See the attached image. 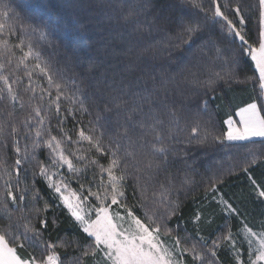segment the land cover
Instances as JSON below:
<instances>
[{"label":"snow or ice","instance_id":"snow-or-ice-1","mask_svg":"<svg viewBox=\"0 0 264 264\" xmlns=\"http://www.w3.org/2000/svg\"><path fill=\"white\" fill-rule=\"evenodd\" d=\"M191 4L204 13V19L198 17L181 19L180 32L176 39L181 40L183 46H189L194 42V38L204 31L211 14L212 22L220 23L222 30H226L233 39H238L242 54H246L254 62L253 71L258 73V76L247 79L252 81L258 79L257 99L264 98V0H258L259 27L254 42H249L246 38L247 33L244 30L246 17L239 0L234 6L232 0H225L224 10L218 0H211V5L207 9L198 0H191ZM124 6V0H121L117 6L122 12L124 23L126 25L136 23L139 30L137 18L145 12L146 3L143 0H134V3L128 6L127 12L123 11ZM228 12L232 13L231 18ZM237 22L240 27H237ZM36 34H39L41 40L47 37L46 31L42 28L24 23L11 7L10 0L0 2V101L7 100L9 109L7 113L0 109V145L7 149L10 139L16 157L12 165H8L6 157H0V180L3 181L0 184V212L6 213L10 221L7 229L0 228V264H63L55 250L57 245L45 242L42 235V229L47 228L48 221L46 215L44 218L40 217L48 212L50 205L45 202L42 208H35L32 213V217L39 219L40 228L33 227L31 217L23 214L22 205L26 196L23 194L24 190L19 188L21 171L26 176L27 169L23 166L31 165L33 161L38 167V171L33 169V177L38 175L47 181L48 187L58 196L82 233L86 234V239L90 241L84 246L80 256L72 258V264H80L81 260L87 257H91L92 264H185L184 253L194 257L193 264L197 261L199 264L206 262L218 264L216 250L223 244L230 245L235 256V264H264V225L256 231L247 222H242L243 226L239 232L234 235L229 231L213 240L205 253L198 250L195 243L189 247L190 237L180 236L178 226L176 229L168 226L169 220L176 215L179 208L178 199L173 198L172 174L168 173L164 180L159 182L158 189L153 190L149 195L150 182L165 170L168 163L169 147L166 140L173 139L174 134L181 130L180 116L177 114L174 102L172 104L168 102L167 82L160 85L165 92L163 98L156 95L155 81L151 92L147 87H139V78L135 91L126 84L113 88V93L105 105V111H114L118 120L121 114H126L123 123L116 130V135L110 136L105 142V132L100 125L101 117L97 116L94 127L85 129L81 124L76 133L77 139L72 140L68 131L63 128L67 116L74 118L77 110L81 114L91 115V113L84 104L82 94H76L79 89L69 94L64 73L56 69L35 46L32 37ZM185 36L187 39H184ZM13 37L17 40L14 44L11 43ZM220 52L221 50L217 49L218 56ZM30 60L35 61L31 66ZM21 70L24 75H17ZM213 75L215 79L223 78L220 73ZM198 77V72L192 73V82L196 85L206 83L211 86L214 83L212 77L207 81H201ZM38 80H43L44 83L38 84ZM72 84L75 87V80ZM21 86L25 92L31 94L29 100L36 102H31L27 114L17 121L15 118L17 104L19 103L21 110L24 108L20 96ZM62 101L69 105L65 110L66 115L62 112ZM75 105H78L79 109L74 107ZM158 105L166 111H159ZM206 110L205 104L200 111ZM262 111L264 109L258 107L255 100L239 108L235 113L238 119L228 116L224 121L227 126L226 131L219 135L212 134L209 128L210 122L202 127L201 121L198 118L194 119L189 142L197 140L199 143H204L209 136L213 142L219 144H224L226 141H253V138H261V148L245 149L242 170L247 173L249 166L255 165L258 159L264 162ZM53 115L60 121L59 136L52 134L50 121ZM89 123L93 124V121ZM97 128H101L99 133L96 131ZM137 129H139L138 134ZM22 141H24L23 146H21ZM85 141L89 145L87 150L77 147L70 151L66 147L68 144L82 145ZM42 149L48 150V156L45 157L48 163L38 159V152ZM93 151L96 156L89 159ZM104 156L108 158L107 165L100 162L99 157ZM64 168L73 174V178L78 183L81 174L88 170L97 168L98 172L91 177H85L87 183H80L78 191H70L68 181L63 175ZM129 178L134 181L131 202L127 195ZM182 183L187 185L192 183V180L185 176ZM219 183L220 180L215 176L209 177L206 195L215 192ZM252 184L257 190L258 197L264 198V188L257 185L254 179ZM16 193L21 194L17 196ZM39 199L38 193H34L33 201ZM93 199L95 203L92 202ZM9 201L15 207L21 208L20 218L26 221L22 233L19 232V225L14 226L11 222ZM219 203L225 212L239 214L238 210L222 196ZM201 215V213L196 214L197 222L201 219ZM9 235L12 236L11 242L6 238ZM197 236L203 245L207 246V240L200 236L199 232ZM72 243L78 251L79 242ZM245 243L247 260L242 258ZM59 246L66 245L61 243ZM29 248L32 251L26 252ZM20 252L26 254H19Z\"/></svg>","mask_w":264,"mask_h":264},{"label":"trees","instance_id":"trees-1","mask_svg":"<svg viewBox=\"0 0 264 264\" xmlns=\"http://www.w3.org/2000/svg\"><path fill=\"white\" fill-rule=\"evenodd\" d=\"M143 2L147 7L137 18L139 23L137 30L136 23L127 25L124 23L122 12L117 7L121 0H10L11 7L24 23L38 26L46 31V39L41 40L39 34L32 37L35 46L56 69L64 73L69 94L79 89L76 94H82L84 104L91 113V115L81 114L77 110L74 118L67 116L63 128L68 131L72 140L77 139L76 133L81 124L85 129L94 127L97 116L101 117L100 125L105 132V142L110 136L116 135V130L123 123L126 114H121L118 120L114 111H105V105L113 93V88L126 84L135 91L139 78V87H147L151 92L155 81L156 95L163 98L165 92L160 85L167 82L168 102L170 104L174 102V107L180 116L181 130L174 134L173 139L166 140L169 147L168 163L165 170L150 182L149 195L153 190L158 189L159 182L164 180L168 173L172 174L173 198L178 199L179 208L176 215L169 220L168 226L173 229L178 226V234L182 237H190L188 245L194 242L200 251L202 248L207 249L213 240L229 231L235 235L242 229V222H247L250 227L259 231L264 225V198L258 197L252 179L264 188V162L258 159L255 165L249 166L247 173L242 169L245 149L261 148V139H253L254 142L226 141L224 144L213 142L211 136L204 143H199L197 140L189 142L188 139L194 126V119L198 118L202 127L210 122L209 128L212 134L219 135L226 131L227 126L224 121L230 115L234 117L239 108L255 100L258 107L264 109V98L257 99L258 79L256 81L247 79L258 76V73L253 71L254 62L246 54H242L238 39H233L226 30H222L220 23L212 22L211 14L204 31L195 37L194 42L189 46H183L181 40L176 39L180 32L181 19L187 20L189 17L204 19V13L193 7L191 0H143ZM198 2L202 3L205 9L211 5V0H198ZM218 2L224 10L225 0ZM236 2L237 0H232V6ZM132 3L134 0H124L123 11L127 12L128 6ZM239 4L246 17L244 26L246 38L249 42H254L259 27L258 0H239ZM227 14L232 17L231 12ZM237 27H240L238 22ZM184 39L187 37L185 36ZM16 42L13 37L11 43ZM217 49L221 50L219 56ZM19 54L17 51V55ZM34 63V60L29 61L30 66ZM193 72L199 73L198 78L201 81H207L212 77L214 83L211 86L206 83L194 84ZM214 73H220L223 78L215 79ZM17 75L23 76V70ZM73 80L75 87L72 84ZM24 83H27L26 78ZM43 83V80H38V84ZM109 85L112 87H108ZM30 95L21 86L20 96L24 108L21 110L19 103L17 104L15 113L17 121L27 114L29 104L36 102L29 100ZM205 104L207 110L200 111ZM7 105V100L0 101V109L5 113L9 110ZM68 107L69 105L62 101V112L65 115ZM74 107L79 109L78 105ZM157 107L161 112L166 111L161 105ZM261 114L264 115V111ZM89 121H93V124ZM50 127L53 135H60L58 131L60 121L54 115ZM96 131L99 133L101 128H97ZM136 132L138 134L139 129ZM23 144L24 141L21 142V146ZM8 145L7 149L0 145V157H6L8 165H12L16 157L10 139ZM66 147L70 151L77 147L87 150L89 145L85 141L82 145L68 144ZM93 156H96L94 151L89 159ZM45 157H47V149L40 150L38 159L48 163ZM99 159L102 164L107 165L106 156ZM23 168L27 169L26 176L21 171L19 184V188L24 190L23 194L26 196L22 205L23 214L31 217L33 227L40 228L39 219L32 217V213L35 208H42L45 202L50 205L48 212L40 217L44 218L46 215L48 221L47 228L42 229L44 241L57 245L55 250L63 264H72V258L80 256L84 246L90 241L86 239V234L82 233L58 196L48 187L47 181L38 175L33 177V169L38 171L36 162L33 161L31 165L26 164ZM97 172V168H92L81 174L80 183H87L85 177H91ZM65 176L72 189L78 191V182L69 174ZM185 176L190 177L192 183L183 184ZM213 176L220 180V183L215 192L206 195L208 178ZM2 183L3 181L0 180V184ZM127 183V195L131 202L134 181L129 178ZM34 193H38L40 197L35 202ZM16 194L19 196L21 193ZM221 196L231 203L239 214L225 212L219 203ZM8 203L11 222L14 226L19 225V232L22 233L26 221L20 218L21 208L15 207L10 201ZM197 213L202 214L198 222L195 220ZM9 222L7 214L0 212V228L7 229ZM197 232L207 240V246L200 241ZM6 238L12 241L11 235ZM73 241L79 242L78 251ZM61 243L66 246H59ZM31 251V248L26 250V252ZM216 251L218 264H235V256L229 244H223ZM242 251V258L247 260L246 243ZM26 252L19 254L24 255ZM80 264H92L91 257L83 258Z\"/></svg>","mask_w":264,"mask_h":264},{"label":"rangeland","instance_id":"rangeland-1","mask_svg":"<svg viewBox=\"0 0 264 264\" xmlns=\"http://www.w3.org/2000/svg\"><path fill=\"white\" fill-rule=\"evenodd\" d=\"M233 119H238L236 116H234L233 117ZM258 138V137H257ZM228 142V141H227ZM236 142H246V141H236ZM47 156H48V150H47ZM67 174H69V176L71 177V178H73V174H71V173H69L68 172V170H67V168H64L63 169V175H64V177L66 178L67 176H65V175H67ZM67 179V178H66ZM105 180L107 179V178H104ZM68 181V183H69V180H67ZM82 182V181H81ZM83 183V182H82ZM78 185L80 186V181H79V183H78ZM69 189H70V191L71 190H74V189H72V187L69 185ZM95 190V189H94ZM94 200V199H93ZM93 202V201H92ZM93 203H95V202H93ZM189 241V240H188ZM194 242H192V244H193ZM192 244H189L188 246L190 247ZM201 248V247H200ZM202 252H207V249H203L202 248ZM184 259H185V264H193V261H194V257L191 255V254H189V253H184ZM196 264H199V262L197 261L196 262ZM206 264H207V262H206Z\"/></svg>","mask_w":264,"mask_h":264},{"label":"crops","instance_id":"crops-1","mask_svg":"<svg viewBox=\"0 0 264 264\" xmlns=\"http://www.w3.org/2000/svg\"><path fill=\"white\" fill-rule=\"evenodd\" d=\"M238 118V117H237ZM253 139H261V138H253Z\"/></svg>","mask_w":264,"mask_h":264}]
</instances>
